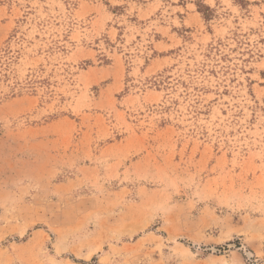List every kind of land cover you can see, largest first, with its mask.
I'll return each instance as SVG.
<instances>
[{
	"label": "rangeland",
	"instance_id": "rangeland-1",
	"mask_svg": "<svg viewBox=\"0 0 264 264\" xmlns=\"http://www.w3.org/2000/svg\"><path fill=\"white\" fill-rule=\"evenodd\" d=\"M0 264H264V0H0Z\"/></svg>",
	"mask_w": 264,
	"mask_h": 264
}]
</instances>
